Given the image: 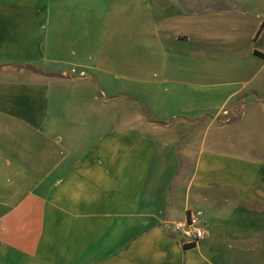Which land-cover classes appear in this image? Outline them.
<instances>
[{"label":"crops","instance_id":"0c3cea01","mask_svg":"<svg viewBox=\"0 0 264 264\" xmlns=\"http://www.w3.org/2000/svg\"><path fill=\"white\" fill-rule=\"evenodd\" d=\"M51 1L0 0V264H264V0H161L155 94L214 99L154 105L47 56Z\"/></svg>","mask_w":264,"mask_h":264},{"label":"rangeland","instance_id":"374dc122","mask_svg":"<svg viewBox=\"0 0 264 264\" xmlns=\"http://www.w3.org/2000/svg\"><path fill=\"white\" fill-rule=\"evenodd\" d=\"M161 3V0H52L47 56L78 61L88 71L97 72L106 88L140 94L152 105L156 98L160 103L169 99L178 104L206 97L214 99L209 87L188 82L191 66L186 63L165 64L164 69L179 78L163 84L171 88L168 93L155 94L153 81L158 71L155 58L161 52L151 18L162 12ZM35 64L55 70L62 66L60 62ZM98 95L100 100L112 99L102 92ZM120 97L115 98L116 103L122 102V98L134 103L128 96Z\"/></svg>","mask_w":264,"mask_h":264},{"label":"built area","instance_id":"2783aa9c","mask_svg":"<svg viewBox=\"0 0 264 264\" xmlns=\"http://www.w3.org/2000/svg\"><path fill=\"white\" fill-rule=\"evenodd\" d=\"M203 212L199 209L187 212L185 219L170 224V230L179 236L183 244L192 245L204 237L205 231L202 226Z\"/></svg>","mask_w":264,"mask_h":264}]
</instances>
